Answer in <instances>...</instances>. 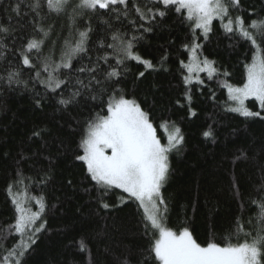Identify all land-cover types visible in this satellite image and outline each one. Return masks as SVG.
<instances>
[{
    "label": "snow or ice",
    "instance_id": "obj_1",
    "mask_svg": "<svg viewBox=\"0 0 264 264\" xmlns=\"http://www.w3.org/2000/svg\"><path fill=\"white\" fill-rule=\"evenodd\" d=\"M2 11L0 113L10 111L8 94L26 93L33 119L18 141L0 134V162H11L14 172L8 192L15 222L8 225V232L19 236L17 245L3 249L0 264H24L39 234L47 231L45 196L29 197L26 188L23 195L13 192L16 184L24 183L26 166L35 170L40 186H55L58 180L62 189L86 193L89 215L110 214L130 202L137 211L143 209L133 235L146 243H130L117 252L99 246L107 235L100 231L92 238L97 244L94 253L89 237L81 235L72 243L84 264H264V137L237 146L236 128L223 140L212 124L202 131L205 141L220 148L218 167L228 174V191L241 210L233 220L234 230L221 237L223 243L210 229L202 244L194 236L191 218L178 228L168 226L169 201L162 191L174 171L170 157L183 152L185 136L171 118L159 125L166 142L158 135L151 116L152 89L158 90V83L143 99L137 95L146 73L170 71L168 47L162 45V53L153 58L138 49L145 34L163 27L175 13L188 25V42L182 47L189 62L179 60L183 102L178 98L172 107L185 110L188 118L196 117L193 85L201 86L197 89L201 94L205 85L200 73L208 80L230 75L202 56L213 21H219L224 35L236 41L234 46L243 42L252 54L244 65L242 85L224 83V110L246 121H264V0H9ZM61 17L68 21V36L57 60L52 37L55 20ZM130 62L143 70L134 72ZM249 100L256 102L257 110L247 105ZM245 172L251 185L248 192L242 191ZM250 205L258 212L255 219L244 220L242 213Z\"/></svg>",
    "mask_w": 264,
    "mask_h": 264
},
{
    "label": "trees",
    "instance_id": "obj_2",
    "mask_svg": "<svg viewBox=\"0 0 264 264\" xmlns=\"http://www.w3.org/2000/svg\"><path fill=\"white\" fill-rule=\"evenodd\" d=\"M251 2L256 3V0ZM8 3L9 0H3V4H0V15H4L2 9ZM55 24L56 34L52 40L56 41L55 59L59 60L63 39L68 36V21L61 17L55 20ZM188 38V25L182 23L175 13L167 18L163 27H157L152 33L145 34V39L138 49L141 55L146 58L158 57L163 51L161 46L168 47L170 57L167 66L170 71L161 74L146 73L147 79L140 85L141 90L137 95L143 99L150 86L158 83L160 88L152 89L155 91V104L151 110L158 135L165 142V134L159 125L162 120L171 118L179 124L185 136L183 152L170 157L174 171L162 190L169 201L168 226L178 228L188 217L193 221L194 236L198 242L205 243L210 237V229H213L217 241L223 243L221 237L227 236L230 228L234 230L233 220L241 215V210L239 202L233 200L228 191V174L218 167L221 158L219 146L205 141L201 133L212 124L223 140L229 136L233 128H236L239 130L237 146H242L253 138L264 137V121L259 119L246 121L238 114L224 110L227 89L223 85L225 82L235 86L242 85L246 77L244 65L251 62L252 54L248 50V45L243 42L234 46L236 41L224 35L219 21H213V33L202 50V56L216 61L214 66L221 71L227 70L230 75L227 77L219 75L213 80H208L206 73H200L205 85L202 87L203 94L197 90L201 86L193 85L192 106L197 111L196 117L188 118L185 110L173 109L172 102L176 99L179 98L183 102L179 95L183 90L180 84L183 70L179 67V60L188 62V53L182 47L188 42ZM47 51L46 47L45 52ZM130 63L134 72L143 70V67L136 65L135 62ZM213 93L215 99H212ZM152 99L153 97L149 96L150 103ZM5 100L10 111L6 114L0 113V134L7 133L9 137L18 141L33 119L30 100L26 93L24 95L10 93ZM246 103L252 110H257V104L253 100ZM26 177L31 179H25ZM248 177L249 173L245 172V185L242 188L244 192L251 191V185L247 183ZM21 179H24V183L16 184L13 188L14 193L23 195L26 188L29 197L44 195L49 205L46 214L47 231L39 234V239L26 255L24 264H84V256L76 251L72 242L81 235H86L95 253L97 244L92 238L100 231H105L107 235L103 236L99 246L108 245L117 252L130 243H146L133 235L136 232V222L143 214V209L137 211L135 203L130 202L110 214L101 212L100 216L89 215L88 208L85 207L89 198L82 190L73 192L66 188L62 189L58 180L55 186H40L36 183L39 177L31 166L23 169ZM13 182L11 162L8 164L0 162V244L3 245V248H0V256L6 254L4 248H11L19 241L17 234L8 232V225L15 222L14 205L8 192V185ZM52 205L55 207H51ZM31 206L34 211L37 209L34 201ZM257 212L256 205L248 206L242 213L244 220L255 219ZM232 242H236V237H232Z\"/></svg>",
    "mask_w": 264,
    "mask_h": 264
},
{
    "label": "rangeland",
    "instance_id": "obj_3",
    "mask_svg": "<svg viewBox=\"0 0 264 264\" xmlns=\"http://www.w3.org/2000/svg\"><path fill=\"white\" fill-rule=\"evenodd\" d=\"M188 62H189V61H188ZM188 62H187V63H188ZM164 134H165V133H164ZM165 137H166V134H165ZM165 142H166V139H165Z\"/></svg>",
    "mask_w": 264,
    "mask_h": 264
}]
</instances>
